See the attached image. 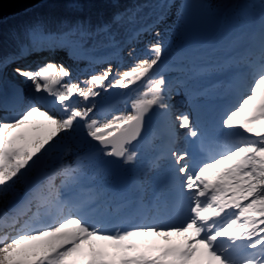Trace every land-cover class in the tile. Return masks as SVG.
I'll use <instances>...</instances> for the list:
<instances>
[{
  "label": "snow or ice",
  "instance_id": "1",
  "mask_svg": "<svg viewBox=\"0 0 264 264\" xmlns=\"http://www.w3.org/2000/svg\"><path fill=\"white\" fill-rule=\"evenodd\" d=\"M0 264H264V0L0 4Z\"/></svg>",
  "mask_w": 264,
  "mask_h": 264
},
{
  "label": "rangeland",
  "instance_id": "2",
  "mask_svg": "<svg viewBox=\"0 0 264 264\" xmlns=\"http://www.w3.org/2000/svg\"><path fill=\"white\" fill-rule=\"evenodd\" d=\"M64 58H66V59H61V57L60 58H53V60H56V62H58V63H69L70 61H68L67 60V55L64 57ZM65 60H67V61H65ZM71 63V62H70ZM132 63H134V61H129L128 62V67H125V68H123V69H121V71H125V70H130V67H131V64ZM99 70V69H98ZM80 80H82L81 78H85V76H83V75H80L79 77H78ZM143 89H141V91H142ZM123 91L124 90H109L108 91V93H106V94H104V95H102L101 97H100V99L101 100H103V101H109L110 103H113V102H115L117 99H123L122 98V95H123ZM128 107H130V103H129V106Z\"/></svg>",
  "mask_w": 264,
  "mask_h": 264
},
{
  "label": "water",
  "instance_id": "3",
  "mask_svg": "<svg viewBox=\"0 0 264 264\" xmlns=\"http://www.w3.org/2000/svg\"><path fill=\"white\" fill-rule=\"evenodd\" d=\"M5 14L18 12L28 6V0H0Z\"/></svg>",
  "mask_w": 264,
  "mask_h": 264
},
{
  "label": "bare ground",
  "instance_id": "4",
  "mask_svg": "<svg viewBox=\"0 0 264 264\" xmlns=\"http://www.w3.org/2000/svg\"><path fill=\"white\" fill-rule=\"evenodd\" d=\"M66 56V54H62L61 56H59V57H54V58H60L61 57V59H66V58H64ZM65 61H67V60H65ZM53 62H55V63H58V62H56V60H53ZM68 63V62H67ZM70 63V62H69ZM87 65H86V63H82L81 64V67H86ZM81 74H80V72H74V74H73V80H72V82L73 83H81L83 80H86L87 79V77L85 76V78H81L82 80H80L78 77L80 76ZM84 76V75H83ZM65 82H67V81H65ZM81 86H83V84L81 83ZM124 92V91H123ZM122 98L124 99L125 97H124V95H122ZM77 99H79V97H77ZM123 99H117L115 102H113V103H111L112 105H114V106H116V107H119V108H121V109H123L124 107H128L129 106V104L128 105H125V104H123V103H117L118 101H122Z\"/></svg>",
  "mask_w": 264,
  "mask_h": 264
}]
</instances>
